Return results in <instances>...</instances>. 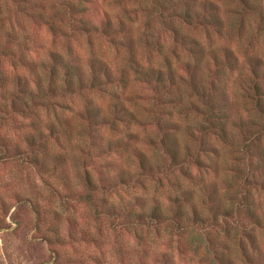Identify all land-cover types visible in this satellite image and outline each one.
Segmentation results:
<instances>
[{
  "label": "rangeland",
  "instance_id": "1",
  "mask_svg": "<svg viewBox=\"0 0 264 264\" xmlns=\"http://www.w3.org/2000/svg\"><path fill=\"white\" fill-rule=\"evenodd\" d=\"M205 1L0 0V264H254L244 249L264 261V100L246 63L264 67V0ZM192 39L211 50L200 59ZM51 51L89 77L107 62L112 83L38 97ZM165 57L168 90L136 72ZM120 102L134 120L114 119Z\"/></svg>",
  "mask_w": 264,
  "mask_h": 264
},
{
  "label": "trees",
  "instance_id": "2",
  "mask_svg": "<svg viewBox=\"0 0 264 264\" xmlns=\"http://www.w3.org/2000/svg\"><path fill=\"white\" fill-rule=\"evenodd\" d=\"M246 1H248V0H246ZM205 2L209 3L210 6H215V8L217 7L215 2L213 3L210 0H207ZM246 4H247V6H250L248 3H246ZM105 19H106V23H105L106 28L105 27L104 28L107 31V29L110 28V26H111V20L107 16L105 17ZM218 23H220L219 18L217 19V21L214 24H218ZM216 27L218 28V26H216ZM12 36H11V38L16 40V38L12 37ZM191 45H192L193 50H195V53L198 54V57L200 59L203 57L204 52L211 50V49H207L208 47H205L203 44H201V42L199 40H196V39L191 40ZM131 50H132V47H131ZM224 50H225V58L224 59H226V62L228 63V65H227L228 68L232 69L233 67H231V66H237V67L240 66L238 56L235 54V52L233 50H231L230 48H224ZM51 53H52V65L50 66L49 69H48V67L45 66V67H43V70H42L44 72L46 71V69L48 70V75H45L46 79L43 81V78H40L39 76H37V79H36V90H37V93H39L38 97L49 95L50 97L54 98L58 95L63 96L65 94H73L75 92H81L82 90L85 89L86 86H88L89 90L101 89L103 85H106V83H102L99 81L101 74H103L102 76L108 80L107 82L112 83L113 74L110 71V69L108 68L107 62H105L101 59L95 58L90 63L91 69H90V77H89L85 74V72L81 71L82 69H80L74 65L70 66L68 64V62L65 61L63 55H61L60 53H58L56 51H54V52L51 51L50 54ZM131 58H133L132 54H131ZM94 60L98 61L97 64L94 63ZM214 60L216 62L217 57H214ZM246 60H247L246 63L248 64V66L250 68L251 75H254L258 80L254 84V87L256 90V95L258 96L257 100H256V104H257L256 106L259 107V105H260V107H261V104L263 103L262 100H264L263 99L264 97H261V96L262 95L264 96V93H261V94L259 93V81H264V75L261 78L259 75V72L262 71L264 68L263 67V60L257 56H255L254 58L248 57ZM164 63H165L166 70H163L161 67H158V66L156 69L155 68H148L146 70V69L142 68L140 65H137V69L140 72L139 71H136V72L139 75L146 76L147 79H150L149 80L150 82L151 81L155 82L156 86H158V87H160V86H162L163 88L168 87L167 88V90H168L172 87H176L174 84V78H175L174 68L172 67L173 65H172V62H171L169 57L164 58ZM218 66H220V65L217 64L216 67H218ZM151 69H153V70H151ZM124 78H125L124 75H122L120 80H122V82H123ZM45 82H46V86H44ZM19 85H23V84L19 83ZM59 85H61V86H59ZM45 88H46V91L48 94H44L43 89H45ZM194 88L196 89V91L203 89V87H201L200 85H196V86H194ZM212 91H214V92L216 91V87H215L214 82H212V86H211V92ZM243 91H245L244 87H243ZM20 92L22 93L21 90H20ZM29 92H30V94L33 93V91L31 89H25L24 94L29 93ZM221 92L222 91H219V93H217V94H220ZM224 100L220 99L219 102H224ZM215 102H218V100H215ZM89 111L92 112L91 109H89ZM225 111H226V104L224 103V105H222L220 107V119L223 120L221 122H226L227 118H226ZM262 114L264 117V109L262 110ZM122 115L125 116L124 121L125 122L127 121V123L130 122V120H134V118H135V116L131 112H129V110L126 108L124 103L120 102V103H118V109H117V112L115 113L114 119L117 120V118L121 117ZM122 118L123 117H121V119ZM263 120H264V118H263ZM262 128L264 130V123L262 125ZM220 130L222 131L221 136H223V138H224L226 136V133L224 132V127L221 126ZM261 134H263V132H261L260 135ZM109 144L110 145L111 144L118 145L119 141L109 142ZM216 152H217V157H218V150H216ZM136 154L140 158L141 166L146 168L147 166H150L152 164L151 161L141 151H136ZM212 193L216 194V193H218V191H216L214 188ZM248 197H249V194H248ZM246 200H248V198H244V202ZM153 209H157V206H155V208H153ZM223 212H229V211H227L225 209V211H223ZM223 212L221 213V216H222L221 225H215V224H217L216 219H214L212 221L213 222L212 224L214 226H216L217 228H218V226H220L221 230L224 232V234H226V232H229V226H233V223H231L230 220L228 219V217H230V213L227 214V213H223ZM197 222L199 223L198 226L200 228H202L204 226L202 219L197 220ZM257 228L264 232V224L260 225V223H259ZM253 239H254V237H253ZM252 249L257 251V252L259 251V253H261V258L262 259L264 258V250L261 247H259L257 245V243H255L254 241L252 242ZM242 255L244 258H246L248 263L254 262V264H264V261L260 262V260H257L254 258H251V260H250V257L247 255L245 249L242 250ZM226 264H234V263L229 258H227Z\"/></svg>",
  "mask_w": 264,
  "mask_h": 264
}]
</instances>
